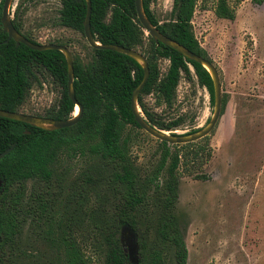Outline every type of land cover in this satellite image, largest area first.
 <instances>
[{"label": "trees", "instance_id": "obj_1", "mask_svg": "<svg viewBox=\"0 0 264 264\" xmlns=\"http://www.w3.org/2000/svg\"><path fill=\"white\" fill-rule=\"evenodd\" d=\"M4 1L0 2V109L21 112L34 83H39L37 73L45 71L61 88V97L58 105L45 115H32L55 120L71 119L76 106L68 93L65 55L56 50L34 51L23 44L17 46L14 40L6 43L8 35L4 33L1 22ZM156 1L143 0V9L150 22L164 35L212 62L194 33L192 22L198 0H174V19L162 24L152 10ZM252 1L256 5L264 4V0ZM60 2L58 24L84 35L86 0ZM214 2L217 18L236 19V10L229 0ZM13 25L30 42L40 44L24 34L19 8L14 14ZM91 29L95 40L102 45L134 49L147 58L150 78L138 104L152 126L167 132L182 127V118L169 123L159 120L157 114L148 108L145 98L153 95L158 103L171 107L184 76L188 80L196 77L209 91L214 105L215 91L210 73L201 64L186 59L172 48L156 44L138 19L135 0H92ZM58 45L69 48V44ZM91 51L92 61L87 65L79 57H73V86L83 109L75 126L51 131L0 117V153L16 145L0 160V254L14 247L15 237L21 228L19 217L24 209L26 214H32L35 221L45 226L44 238L56 254L51 264H92L89 249L102 264H188V248L176 214L179 185L183 174H193V167L202 168L211 159L210 136L189 144L169 145L160 141L162 151L158 164L153 173L143 179L129 149L130 130L141 129L135 120L131 100L134 90L143 80V67L122 53L93 48ZM161 59L170 62L165 74L159 68ZM227 102L226 97L222 98L223 111ZM171 134L176 136V133ZM86 148L110 167L107 182L118 204L112 216H95L93 225L83 227L71 212V205H78L84 197L85 185L92 180L90 176L85 177L84 186L80 183L71 189L72 193L66 200L68 205L64 207L56 208L54 199L49 201L42 195L33 200L30 198V204L24 207L28 181L50 185L61 157L70 151L84 153ZM198 178L206 179V176L198 175ZM13 188H16L15 192H12ZM148 206L157 209V219L151 238L147 239L142 233L140 215ZM125 227L141 236L137 261L130 259L117 238ZM0 264L13 262L1 258Z\"/></svg>", "mask_w": 264, "mask_h": 264}, {"label": "rangeland", "instance_id": "obj_2", "mask_svg": "<svg viewBox=\"0 0 264 264\" xmlns=\"http://www.w3.org/2000/svg\"><path fill=\"white\" fill-rule=\"evenodd\" d=\"M229 1L236 10L234 21L217 18L214 0H198L193 18L195 36L217 68L222 98L228 102L209 135L211 159L202 168L193 167V174H183L179 185L176 214L188 248V264H264V4ZM61 7L60 0H13L10 12L13 19L19 8L24 34L40 44H69L73 57L87 65L93 57L91 47L82 33L58 24ZM173 8L174 0L152 4L161 24L174 19ZM158 64L165 74L170 62L161 59ZM37 77L39 83H34L21 112L42 116L58 105L61 88L45 71ZM145 102L162 122L183 119L182 127L165 131L168 134L202 130L215 111L209 91L196 77L181 79L171 107L158 103L153 95ZM130 133V157L144 179L158 164L160 141L142 129L133 128ZM109 172L110 167L90 154L88 148L84 153L67 152L57 163L50 185L36 180L26 183L23 205L42 195L49 201L54 199L56 208L64 207L71 189L80 183L84 186L85 177L90 176L84 197L78 205H71V212L83 227L91 226L93 217H110L118 205L107 182ZM33 217L22 209L14 247L0 254V259H9L13 264L52 263L55 250L44 238V224ZM156 219L154 206L141 212L140 226L147 239L151 238ZM117 238L130 259L137 261L141 236L126 227ZM88 255L92 264H102L92 249Z\"/></svg>", "mask_w": 264, "mask_h": 264}, {"label": "water", "instance_id": "obj_3", "mask_svg": "<svg viewBox=\"0 0 264 264\" xmlns=\"http://www.w3.org/2000/svg\"><path fill=\"white\" fill-rule=\"evenodd\" d=\"M13 0H5L3 4L2 10V17L1 22L3 25V31L8 35V39L6 43L10 40H14L17 46L21 44L26 45L30 49L34 51H48V50H56L62 52L67 60L68 65V74H69V82H68V93L69 97L74 103L76 107L79 108V114L69 120H55L46 117H38L29 114H24L21 112H11L0 109V117L5 119H10L14 121L23 122L26 124L33 125L35 127L43 128L46 130H61L65 128H70L75 126L81 119L83 114L82 106L78 103L74 91V58L71 50L64 46L58 44H34L26 39L21 33H19L13 25V19L11 18V4ZM87 2V15L84 22V35L89 46L93 49H104L115 51L118 53L125 54L136 61H138L144 70V77L142 82L138 85V87L134 90L131 100V107L135 117L137 124L141 127L143 131L148 133L149 135L153 136L157 140L161 142H166L169 145H177V144H189L194 143L202 140L203 138L209 136L213 130L217 127L221 117L223 116V103H222V88L221 82L219 79L218 70L213 64V62L209 61L208 59L198 55L197 53L189 50L185 46L177 43L173 39L169 38L168 36L161 33L157 27H155L150 20L147 18L145 11L143 9V0H135L136 2V10L138 19L147 32V35H150L156 44H164L167 47L172 48L173 50L177 51L178 53L182 54L186 59L194 61L198 64L204 66V68L210 73L213 84H214V91H215V111L212 120L210 123L203 128L193 134H186V135H178L176 136L168 134L167 132L160 130L154 126H152L147 119L141 113V108L138 104L139 96L146 86L150 78V68L148 64V60L140 51L129 49L120 45H102L101 43L97 42L93 36L92 29H91V15H92V0H86ZM76 109V108H75ZM75 112V111H74ZM15 144L12 145L9 149L0 153V160L11 153L14 148ZM1 184V183H0ZM126 228V227H125ZM132 260V259H131ZM133 261V260H132Z\"/></svg>", "mask_w": 264, "mask_h": 264}, {"label": "bare ground", "instance_id": "obj_4", "mask_svg": "<svg viewBox=\"0 0 264 264\" xmlns=\"http://www.w3.org/2000/svg\"><path fill=\"white\" fill-rule=\"evenodd\" d=\"M78 107H76V109H77ZM79 114V108H78V111H77V113H76V116Z\"/></svg>", "mask_w": 264, "mask_h": 264}, {"label": "built area", "instance_id": "obj_5", "mask_svg": "<svg viewBox=\"0 0 264 264\" xmlns=\"http://www.w3.org/2000/svg\"><path fill=\"white\" fill-rule=\"evenodd\" d=\"M193 23V22H192Z\"/></svg>", "mask_w": 264, "mask_h": 264}]
</instances>
